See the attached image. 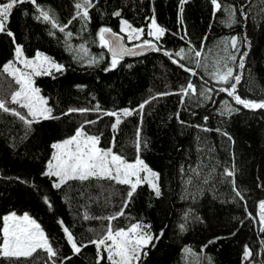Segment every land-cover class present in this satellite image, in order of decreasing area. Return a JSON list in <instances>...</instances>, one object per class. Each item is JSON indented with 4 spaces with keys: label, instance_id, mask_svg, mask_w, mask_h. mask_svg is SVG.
I'll return each instance as SVG.
<instances>
[{
    "label": "trees",
    "instance_id": "obj_1",
    "mask_svg": "<svg viewBox=\"0 0 264 264\" xmlns=\"http://www.w3.org/2000/svg\"><path fill=\"white\" fill-rule=\"evenodd\" d=\"M76 2L37 0L57 24L68 25L65 31H71L73 37L67 43L64 33L36 19L38 13L31 3L12 11L7 29L15 42L0 33V69L14 62L17 45L27 58L40 52L64 67L62 72L54 70L51 75L33 78L52 116L58 118H41L26 125L18 116L0 110V243L3 217L28 214L40 224L59 257H70L63 264H96L97 247L90 241L103 236L109 226L107 218L115 217L113 231L139 223L140 230L153 237L141 249L138 264H264V224L259 218V204L264 202V109H245L218 91L211 100L197 95L185 97L184 103L179 94L190 80L197 93L225 86L209 75L219 60L241 76L237 93L242 98L264 100V0H220V11L211 0H186L182 22L180 0H96L89 10L90 21L76 19L69 24ZM224 7L236 10L235 23L230 26L225 22ZM115 11L121 16H114ZM153 16L165 29V35L154 42L177 60L179 49L187 50L191 44L199 50L203 43L199 59L208 65L207 71L180 61L195 68L198 75L192 77L163 51L119 62L105 71L111 58L100 45L98 30L109 27L125 37L120 33V21L125 19L144 29L143 40H151L147 33ZM233 37L238 40L235 62L227 60L233 50H224ZM69 43L73 49L84 45L87 56L77 59ZM239 53H247L243 69L238 68ZM89 56L99 63L89 65ZM19 87L7 73L0 72V98L26 115V109L10 103L11 93ZM145 101L150 103L141 116L139 105ZM225 102L238 110L228 114ZM97 106L101 111H95ZM125 109L136 111L121 116V123L113 129L115 117L103 113ZM82 126L87 135L99 137L101 149H111L128 163L142 160L157 174L160 195L144 180L131 198L128 185L95 177L70 180L54 188L52 179L42 175L55 151L51 145L71 138ZM226 169L234 175H225ZM61 220L81 246L79 254L67 242ZM245 246L252 252L248 259L244 258ZM100 254V264H110L103 247ZM0 264L51 262L38 249L29 257L0 256Z\"/></svg>",
    "mask_w": 264,
    "mask_h": 264
},
{
    "label": "snow or ice",
    "instance_id": "obj_2",
    "mask_svg": "<svg viewBox=\"0 0 264 264\" xmlns=\"http://www.w3.org/2000/svg\"><path fill=\"white\" fill-rule=\"evenodd\" d=\"M24 3H31L34 6L35 11L38 13L36 16L37 20L48 22L51 24L53 29H58L59 32L64 33L66 43L73 37V33L71 31H65L68 25L57 24L53 16L50 15L49 10L42 9L37 3V0H6V2L0 3V33H6L9 37H12L15 42L14 34L11 30L7 29V24L13 9ZM95 3L96 0H78V2L75 3L76 13L69 20V24H71L72 20L76 19L90 21L91 18L89 16V10L95 6ZM184 3H186V0H180L179 11L181 13V22ZM211 4L214 6L216 11H220L222 8L220 0H211ZM223 10L228 14L225 22L229 24V26L232 23H235V8L224 7ZM241 14L245 19H247V16L243 13V9H241ZM113 15L120 17L121 12L115 11L113 12ZM150 21L148 36L153 39L143 40V28L137 29L127 20L121 19L120 33H124L129 42L141 41V43L135 44L131 48L125 46L124 36L114 32L111 28L101 27L98 30L101 47L107 49V51L111 53L110 65L105 69V71H111L116 68L119 60L125 55H143L146 49H151L157 52L163 51V54L168 56L174 64H177L192 77L198 75L195 68H204L207 71L208 65L202 63L199 59L202 55L203 43L201 49L199 50L191 46V44H189L187 50L185 48L179 49V51L175 53V56L179 57V60L174 59L172 53L162 49V47L156 43L165 35V29L157 24L154 16L150 18ZM181 39H183V37H181ZM229 47L233 51L228 54L227 60L235 62L238 53V40L236 37H233L229 43L225 44L224 50L227 52ZM68 48L69 50L76 52L77 59L83 60L85 56H87V49L84 45H80L78 49H73L72 45L69 43ZM81 53H83V55H81ZM239 55L240 60L238 68L243 69L245 67L244 57L247 53H239ZM180 61L194 63L195 68L189 67L187 64L180 63ZM87 62L89 65H92L99 63V60L96 57L89 56ZM17 64L22 65L23 69H27L28 71H24L21 68L16 67L15 65ZM53 69L56 72L64 71V67L62 65L56 63L47 55H43L40 52H37L34 58L25 57L22 47L17 45L14 49V62L9 61L2 67V69H0V72L7 73L8 76L12 77L15 83L20 86L18 90L11 93L10 103L18 105L19 108L26 109L27 113L25 115L16 109L9 108L7 106L8 102L3 98H0V110L5 113H11L12 115L18 116L19 119L26 125H31L33 122H39V119L41 118L45 120L58 118L52 116L51 108L47 107L48 101L40 95V89L35 87V81L33 79V77L37 76L51 75ZM209 75L213 81L225 86H221L218 89L206 88L197 93L196 85H194L190 80L179 93L181 95V103H184L185 97L197 95L202 97L204 100H211L212 94L218 91L220 93H226L228 97L233 99L235 105H240L245 109H264V100L253 101L245 99L237 93V85L240 83L241 76L239 74H234L233 68L230 67L227 62L221 63L217 60L213 64L212 71ZM168 94L170 93H162L160 95ZM147 103H150V101H145L139 105L141 116ZM225 104V111L228 114L238 110L233 109L227 102H225ZM72 111L84 113L90 110H69V112ZM95 111H101L99 106L95 108ZM134 111L136 110L125 109L122 113L104 112L103 114L115 117V122L113 124V129H115L121 123V116H131ZM29 117H31V119H29ZM204 119L206 121L208 118L205 117ZM92 123H95V121H85V124ZM137 137H139V131L137 132ZM98 145L99 137L87 135L82 126L80 129H77L71 138H67L62 142L53 143L51 145V148L55 151L51 156V159L48 161L46 170L42 173V175L52 179L53 187L57 189L70 180H79L83 182L93 177L98 179L114 180L117 184L128 185L130 187V191L127 195L131 198L137 186L142 183L140 173L145 172L148 175L145 176L143 180L151 183L155 194L157 196L160 195L158 185L154 182V180L149 179L150 177L157 178V174L150 170L142 160L137 158L135 162L128 163L120 155L114 154L111 149H101ZM225 175L232 177L234 173L232 170L226 169ZM234 191H236L237 196H241V193L236 190L235 187ZM45 203L51 207V203L47 200V198H45ZM259 209L260 222L261 224H264V202H260ZM120 215H123V212H121ZM88 218L87 214H85L84 219ZM107 219L109 220L107 232L98 240L90 241V243L95 244L97 247L98 258L96 264H100V261L103 259V256L100 254V249L102 247L104 251L107 252V259L110 264H133V261L139 259V252L141 251L140 246L142 244L147 245L152 241L153 237L150 234L138 233V230L142 227L139 223L131 225L127 230L120 229L113 231L111 227V220L115 219V217H108ZM59 223L73 253L79 254L81 246H78L72 232L68 227L64 226V222L62 220L59 221ZM261 231L264 232V227L261 228ZM2 233L3 238L2 243H0V256L5 258L29 257L38 249H41L47 253V259L51 262V264H57L58 260L60 261V264H63V259H70V257H59L58 250L54 249L50 244L49 239L45 235V232L41 228L40 224L28 214L17 216L15 213H11L10 215L4 216ZM109 241L111 243H108ZM83 246L86 247L87 245ZM251 255V250L245 246L244 258L247 259L251 257Z\"/></svg>",
    "mask_w": 264,
    "mask_h": 264
},
{
    "label": "rangeland",
    "instance_id": "obj_3",
    "mask_svg": "<svg viewBox=\"0 0 264 264\" xmlns=\"http://www.w3.org/2000/svg\"><path fill=\"white\" fill-rule=\"evenodd\" d=\"M150 26V25H149ZM149 31V30H148ZM123 35H125L124 33H122ZM148 34V33H147ZM150 37V36H149ZM125 38H126V41L128 42V43H132V44H139V43H141V41H131V42H129L128 40H127V37L125 36ZM151 38V40L153 39L152 37H150ZM44 55V54H43ZM16 67H19V68H21L22 70H24V71H28L27 69H23V66L22 65H19V64H17V65H15ZM52 71H54V69L52 70ZM34 78V77H33ZM148 174L147 173H145V172H141L140 173V177H141V179L143 180V178L145 177V176H147ZM133 179H135V178H133ZM150 180H154V182L156 183V178H149ZM148 184H149V186L152 188V186H151V183H149L148 181H146ZM11 214V213H10ZM10 214H8V215H10ZM17 215V214H16ZM24 215V214H23ZM23 215H17V216H23ZM7 216V215H6ZM138 233H144L142 230H138ZM145 234V233H144ZM2 238H3V233H2V230H1V243H2ZM108 243H111L110 241L108 242ZM149 244V243H148ZM147 244V245H148ZM144 246H146V245H141L140 247H141V249L144 247ZM139 256H140V252H139ZM133 264H138V260H135V261H133Z\"/></svg>",
    "mask_w": 264,
    "mask_h": 264
},
{
    "label": "water",
    "instance_id": "obj_4",
    "mask_svg": "<svg viewBox=\"0 0 264 264\" xmlns=\"http://www.w3.org/2000/svg\"><path fill=\"white\" fill-rule=\"evenodd\" d=\"M119 35H120V34H119ZM121 36H122V35H121ZM124 42H125V46H126V47H129V48L133 47V46H130V45L127 44V41H126L125 37H124ZM151 52H154V51L151 50V49H146V50L144 51V54H143V55H125L123 58H121V59L119 60V62H123V61H125V60H135V59H139V58H142V57L148 55V54L151 53ZM107 53H108V55H109L110 58H111V53H109L108 51H107ZM247 259H248V258H247Z\"/></svg>",
    "mask_w": 264,
    "mask_h": 264
}]
</instances>
